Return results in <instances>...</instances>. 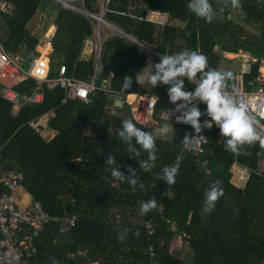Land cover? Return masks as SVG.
Segmentation results:
<instances>
[{
  "label": "trees",
  "instance_id": "1",
  "mask_svg": "<svg viewBox=\"0 0 264 264\" xmlns=\"http://www.w3.org/2000/svg\"><path fill=\"white\" fill-rule=\"evenodd\" d=\"M4 1L15 8L12 15L0 12V43L9 55L22 49L26 55L32 54L39 40L26 26L38 10H46L52 13L55 26L50 59L52 75L56 74L58 64H64L67 75L84 81L91 79L94 55L83 59L81 53L84 40L93 34L92 22L59 3L53 13L48 0ZM188 2L109 0L104 19L156 54H172L185 48L199 50L213 68L231 69L235 76L240 62L225 58L223 53L243 52L254 58L264 55V0H240L242 7L238 9L211 0L216 13L211 24L191 13ZM96 3V0H84V6L92 12L98 10ZM149 11L167 13L169 20L183 22L184 26L148 22L145 17ZM237 21L258 25L259 34H246ZM149 55L124 38H107L102 44L101 73L95 79L97 89L89 94L87 103L78 99L63 102L65 92L57 88L44 90L42 103L25 105L14 113L13 105L0 98V178L11 170L21 172L20 186L48 214L76 217L65 234L59 232V224L45 226L35 238L36 253L22 261L29 264H54L55 260L61 264H264V171L261 170L264 150L258 143L245 145L250 155L232 154L224 150L227 138H218L220 130L213 125L205 131L206 152L195 157L183 153L181 143L183 135L194 129L191 125L174 126L168 139L156 137L158 159L151 171L144 172L139 160L147 159V153L132 158L127 145L118 138L122 121L132 120L130 106L124 102L118 107L110 95L98 88L108 80L106 86L117 91L123 77L129 75L134 79L133 91L139 92L136 75L147 67ZM159 59L155 57L152 61L156 63ZM258 68L257 62L250 63L245 80L255 76ZM184 79L185 90L194 91V83ZM163 86L158 84L152 93L160 95ZM33 87L28 80L14 89L26 95ZM194 103L206 113V105ZM49 113L52 116L47 126L55 135L45 141L34 124ZM205 119L206 115H202L200 122ZM259 121L264 124L263 120ZM136 126L154 134V129ZM132 143L139 150L134 140ZM110 152L116 158L112 167L118 166L126 177L130 175L128 168H134L145 186L143 190L139 186L133 189L111 176L104 164ZM174 163H179V175L176 184L169 186L157 179V175L163 166ZM234 165L248 171L246 181L240 186L231 182ZM214 180L222 182L224 196L211 214H202L204 192ZM5 193L6 189L0 185V197ZM153 197L158 207L141 215L140 203ZM146 221L152 224V234L145 229ZM126 228L132 231L125 233ZM137 230L139 237L134 235ZM117 232L126 235V239L118 240ZM175 235L180 237L182 245H188L190 262L174 254L171 241ZM68 253H74L75 258L69 259Z\"/></svg>",
  "mask_w": 264,
  "mask_h": 264
},
{
  "label": "built area",
  "instance_id": "2",
  "mask_svg": "<svg viewBox=\"0 0 264 264\" xmlns=\"http://www.w3.org/2000/svg\"><path fill=\"white\" fill-rule=\"evenodd\" d=\"M97 3L107 10L106 5L109 0H96ZM61 6L66 9L75 11L83 15L86 19L93 23V32L99 38L98 48L95 51L94 65L92 77L90 80L84 81L74 76L67 75L66 66L58 64L56 74L52 75V67L50 64L52 41L55 34L53 30H47L44 34V41L39 43L32 54L22 58L19 53L9 55L0 43V98L13 105L14 113L25 105H37L42 103L44 99V90L62 89L65 92V99H78L84 103L89 102V94L96 90L95 79L101 73L100 56L102 44L104 40L100 36L102 27H107L110 30H115L118 35L126 40H130L137 46L153 52L145 44L137 41L133 36L126 34L116 26L108 23L104 19L103 9L101 13H94L84 6V0H57ZM14 5L0 0V12L5 15H12ZM148 22L163 26L168 24L169 15L164 12L149 11L146 19ZM102 24V25H101ZM102 39V41H101ZM48 49V51H45ZM239 62L240 69L235 76V90L237 93L244 95L248 102V110L258 120L264 121V55L258 58L251 57L240 53ZM238 55V54H234ZM28 62V68L24 69L22 64ZM257 62L259 64L258 72L248 81L245 80V73L249 71V64ZM123 77L120 89L111 90L108 86H102L98 89L104 94L110 95L115 105L128 103L132 120L143 128L156 129L161 123L166 122V113L176 108L168 99L169 86H163L160 95H156L151 91L134 92V79L132 76L130 86L127 87ZM31 80L34 87L26 95H20L15 91L14 87ZM194 83V82H193ZM132 97V98H129ZM158 97V98H157ZM180 103V102H177ZM191 106V105H190ZM181 115L180 112L173 111L169 117L171 128L174 126L184 127L189 124L178 123L176 116ZM203 122L201 124L203 125ZM208 127H203L202 132L197 137L200 147L194 151L185 150L182 145V152L190 153L195 157L203 155L207 150L208 140L205 131ZM196 136L195 130L191 133ZM182 137V141L185 135ZM221 138V134L217 135ZM181 155L177 157V161ZM247 178L244 176L238 177V182L243 183ZM23 180V174L16 170H11L0 178V185L4 187L7 193L0 197V241L4 242L3 250H13L20 256L21 262L25 258H29L36 253L35 238L43 228L49 224H59V232L65 234L74 224L75 216L56 217L48 214L41 204L31 199L23 200V194L19 192L20 182ZM24 192V196H25ZM73 202V201H72ZM145 229L149 234L153 233L152 224L150 221L144 223ZM76 254L81 255L82 252ZM69 259H74V253H68ZM3 264V261H0Z\"/></svg>",
  "mask_w": 264,
  "mask_h": 264
},
{
  "label": "clouds",
  "instance_id": "3",
  "mask_svg": "<svg viewBox=\"0 0 264 264\" xmlns=\"http://www.w3.org/2000/svg\"><path fill=\"white\" fill-rule=\"evenodd\" d=\"M225 3V7L231 6L234 9L241 8L240 0H217V4ZM188 10L196 17L211 24L215 19V10L211 0H189ZM151 71L148 68L139 70L136 75V83L140 85L148 84L155 88L158 84L171 85L168 90L169 100L176 105L174 110L165 112L166 122L162 124L161 131L168 133L172 126L169 117L173 111L180 112L176 116L178 123L189 124L195 130L196 136L186 134L181 142L185 150L194 151L200 147L197 137L202 132L203 127L211 128L213 125L219 128L221 137L227 138L224 141V150L235 155H250L245 149V145L254 146L257 143L261 150H264V124L248 110V102L244 95L237 93L233 81L235 73L231 69L213 68L208 63V58L199 50L182 49L172 54H163L156 63L149 61ZM147 73L146 78L143 73ZM194 82V91L185 90V79ZM131 77L127 76L125 83L130 86ZM158 98V97H157ZM180 102V103H177ZM194 102L206 105V113H202ZM191 105V106H190ZM202 115H206L203 125L200 122ZM118 138L127 145V151L132 154V158L141 157L142 153H147V159L139 160V167L144 172H149L155 167L158 159L156 137L150 131H146L131 119L122 121L121 127L117 130ZM133 140L139 146V150L133 147ZM260 154V153H258ZM104 164L111 171V176L122 183L129 184L133 189L137 186L141 190L145 188L139 175L134 168L129 167L130 175L127 177L119 170V167H112L116 164V158L108 153ZM179 163L165 165L160 169L157 179L166 181L169 186L176 184V177L179 175ZM168 193H166L167 195ZM224 196L222 182L214 180L204 192L202 201V214H211L217 202ZM158 207L155 197L140 203V214L146 215ZM114 231H116L114 229ZM125 233L132 231L126 228ZM134 235L139 237L137 230ZM117 239L123 241L126 235L117 232ZM53 243H56L54 241ZM4 247V242L0 241V249ZM51 259V257L49 258ZM0 261L3 264H21L20 256L13 250L0 251ZM54 264H61L55 260Z\"/></svg>",
  "mask_w": 264,
  "mask_h": 264
},
{
  "label": "rangeland",
  "instance_id": "4",
  "mask_svg": "<svg viewBox=\"0 0 264 264\" xmlns=\"http://www.w3.org/2000/svg\"><path fill=\"white\" fill-rule=\"evenodd\" d=\"M260 1H262V0H260ZM48 2H49V6L52 9V12L55 13V8L57 7V4H58L57 0H53V1L48 0ZM107 5H106V8H107ZM94 6L98 9L97 12H94V13H101L103 7L100 5V3H96V5H94ZM106 12H107V10H105V8H104L103 9V14L105 15ZM147 17H148V13H147L145 18L147 19ZM52 21H53L52 13H49L46 10H41L40 9L33 16V18L29 21V23L27 24L26 27H27L28 31L30 32V34L36 36L38 38V40H39V43L40 42L42 43L44 41V34L47 31L46 29L51 31V30H53V27H55L53 25ZM237 23L242 27V29L244 30V32L246 34H248L250 36H256V35L259 34L258 25L253 24V23L252 24H245L244 22H241V21H237ZM168 24L176 25L178 27H183L184 26L183 22H180V21H177V20H169ZM1 35H3V34H1ZM100 36H101L102 39H106L107 37H110V36L121 37L120 35H118V33L115 30H113V29L110 30L107 27H102L101 28ZM98 39L99 38H97V36L93 32V35L90 38L84 40L83 47H82L81 58L87 59L90 56V54H93V52L95 53V51L98 48V44H99V40ZM102 39H101V41H102ZM127 41L132 42L130 40H127ZM138 47L143 49L144 51H146L147 53L150 54L149 58H148V64H147L146 68L149 67L147 71H151V66H149V61H151L153 63L154 61H152V60H154L155 57L160 58L161 55L157 54L158 55L157 56L155 54V52L149 46H148V48L151 49L153 52H151L149 50H146V49L142 48L141 46H138ZM23 50L24 49H22V51L19 53V55L22 58L25 59L27 55H26V53H24ZM89 50H91L90 53H89ZM217 52L220 53L219 50H217ZM240 53H243V52H240ZM243 54L246 55V53H243ZM222 55L225 56V58H227V59H236V61L239 62V57H238V56H240L239 53H238V55H234V54H230V53L229 54L228 53H223ZM22 67L24 69L28 68V62L26 60L22 64ZM146 75H147V73L145 72V74H144L145 78H146ZM139 86H140V88H142V91H144V92H148V91L153 90V87H151L148 84H145V85H140L139 84ZM35 127L40 130V126L39 125H36ZM154 131H155V129H154ZM170 131H171V127H170L169 132L166 133V134L164 133L163 136H161V137L160 136H156L155 133H154V136L157 137V138H162V139L166 140V139H168L170 137L169 136ZM90 132H93V129H91ZM231 171L233 172V178L231 179V182L233 184H235L236 186L242 185L241 183L238 182V175L243 176V174H240L241 169L238 168L237 166H234L231 169ZM244 173H245L244 177L247 178L248 171H245ZM26 197L28 198V196H26ZM171 228H172V230H174V227H171ZM175 243H176V246H175ZM171 245L173 247V251H174L175 255L180 256L181 259H184V260H187V261L190 262L191 252H190V250L188 248V245L187 244L186 245H182L180 237L178 235L174 236L173 240L171 241ZM21 264H29V263L26 262V261H23V262H21Z\"/></svg>",
  "mask_w": 264,
  "mask_h": 264
},
{
  "label": "crops",
  "instance_id": "5",
  "mask_svg": "<svg viewBox=\"0 0 264 264\" xmlns=\"http://www.w3.org/2000/svg\"><path fill=\"white\" fill-rule=\"evenodd\" d=\"M53 28H55V27H53ZM46 30H48V29H46ZM93 35V34H92ZM111 37V36H110ZM107 38H109V37H107ZM106 38V39H107ZM105 39V40H106ZM104 40V39H103ZM104 40V41H105ZM91 52V50H89V53ZM82 54V53H81ZM93 55L95 56V53L93 52ZM144 75V74H143ZM110 76H108V78H109ZM108 84V80L107 81H104V83H103V85L104 86H106ZM138 91L139 92H141L142 93V88H140V86L138 87ZM117 106L118 107H121L122 105L121 104H117ZM113 114L115 115V116H117V117H120L121 115H120V113H118V112H113ZM52 116V113H49V114H47V115H45L44 117H42L37 123H35L34 124V127L36 126V125H39L40 126V130L38 129V128H36L37 130H38V132L41 134V136L44 138V140L45 141H48V140H50L54 135H55V132L53 131V130H51L48 126H47V121H48V119L50 118ZM46 117V118H45ZM163 124V123H162ZM162 124H159L158 126H157V128L155 129V131H154V133H155V135L156 136H163L164 135V133L161 131V126H162ZM169 136H170V134H169ZM234 166H237V165H234ZM233 166V167H234ZM232 167V168H233ZM238 168H240L241 169V171H240V174H243V176H245L244 174V172L245 171H247L245 168H241V167H239V166H237ZM262 171H264V161L262 162V169H261ZM240 175H238V177H239ZM237 178V177H236ZM244 183V182H243ZM243 183H241V184H243ZM19 192L20 193H22L23 194V200H27L28 198L29 199H31L30 197H29V195L23 190V188L22 187H20V190H19ZM24 192H25V196H24ZM26 196H28V198L26 197ZM175 241V240H174ZM173 241V242H174ZM175 246H176V243H175Z\"/></svg>",
  "mask_w": 264,
  "mask_h": 264
},
{
  "label": "bare ground",
  "instance_id": "6",
  "mask_svg": "<svg viewBox=\"0 0 264 264\" xmlns=\"http://www.w3.org/2000/svg\"><path fill=\"white\" fill-rule=\"evenodd\" d=\"M45 51H48V49H46Z\"/></svg>",
  "mask_w": 264,
  "mask_h": 264
},
{
  "label": "water",
  "instance_id": "7",
  "mask_svg": "<svg viewBox=\"0 0 264 264\" xmlns=\"http://www.w3.org/2000/svg\"><path fill=\"white\" fill-rule=\"evenodd\" d=\"M156 54V53H155ZM157 55V54H156ZM158 56V55H157Z\"/></svg>",
  "mask_w": 264,
  "mask_h": 264
}]
</instances>
